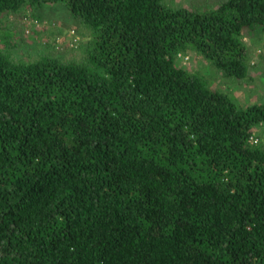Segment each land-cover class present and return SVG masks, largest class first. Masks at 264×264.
Returning <instances> with one entry per match:
<instances>
[{
    "label": "trees",
    "instance_id": "obj_1",
    "mask_svg": "<svg viewBox=\"0 0 264 264\" xmlns=\"http://www.w3.org/2000/svg\"><path fill=\"white\" fill-rule=\"evenodd\" d=\"M49 5L91 40L84 64L0 48V264H264V104L177 65L246 80L264 0H0V19Z\"/></svg>",
    "mask_w": 264,
    "mask_h": 264
},
{
    "label": "rangeland",
    "instance_id": "obj_2",
    "mask_svg": "<svg viewBox=\"0 0 264 264\" xmlns=\"http://www.w3.org/2000/svg\"><path fill=\"white\" fill-rule=\"evenodd\" d=\"M225 0H165L177 8L206 11ZM0 48L15 62H32L46 56L66 62L84 64L87 59L88 30L80 25L64 5H49L33 10L29 7L0 19ZM249 47V77L226 80L204 57L190 51L177 59L178 67L203 78L208 86L235 100L240 108L264 104V33L246 35ZM253 141L264 144V124L256 127ZM255 144V143H254Z\"/></svg>",
    "mask_w": 264,
    "mask_h": 264
},
{
    "label": "built area",
    "instance_id": "obj_3",
    "mask_svg": "<svg viewBox=\"0 0 264 264\" xmlns=\"http://www.w3.org/2000/svg\"><path fill=\"white\" fill-rule=\"evenodd\" d=\"M253 143L257 144V143H258V141H253Z\"/></svg>",
    "mask_w": 264,
    "mask_h": 264
},
{
    "label": "clouds",
    "instance_id": "obj_4",
    "mask_svg": "<svg viewBox=\"0 0 264 264\" xmlns=\"http://www.w3.org/2000/svg\"><path fill=\"white\" fill-rule=\"evenodd\" d=\"M253 139V138H252ZM253 143V142H252ZM254 144V143H253Z\"/></svg>",
    "mask_w": 264,
    "mask_h": 264
}]
</instances>
